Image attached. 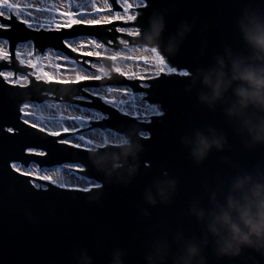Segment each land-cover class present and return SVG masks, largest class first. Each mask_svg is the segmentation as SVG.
<instances>
[{
    "label": "water",
    "instance_id": "water-1",
    "mask_svg": "<svg viewBox=\"0 0 264 264\" xmlns=\"http://www.w3.org/2000/svg\"><path fill=\"white\" fill-rule=\"evenodd\" d=\"M147 3L149 7L140 9L142 15L138 17L136 23L146 27L148 15L153 9L161 12L170 10L167 15L165 38L176 31L177 25L182 20L191 22L193 18H198V24L209 22L207 33L202 36L198 30H194L187 37L179 56L174 60H168L171 66L189 70L197 66L193 57L198 54L204 37L211 42L208 50L209 58L223 42H230L234 46L237 44L235 20L247 0H147ZM114 8L118 9L119 6L114 5ZM216 20L222 25L219 30L213 26ZM114 23L122 24L120 21ZM104 27H112V25ZM88 34V32L79 33V35ZM58 35L59 33H33L18 24H15L13 33L18 41L26 38L33 40L38 47L45 49L52 47L54 50L60 46V41L56 38ZM113 35L123 37L124 34L101 33L104 39ZM128 39L133 43L131 39L134 38L128 37ZM113 47L122 46L114 43ZM72 55L77 56L76 53ZM85 58L96 60L95 57H83ZM103 63L107 66L111 61L105 60ZM14 67L19 72L28 71L18 65ZM138 81H129L113 73L112 81L84 83L99 86L119 82L131 85L134 91L148 92L149 102L160 103L159 106L166 113L163 117H151V123H139L131 117H124L118 114L115 108L104 105L96 97H90L91 104L74 99L68 100L70 103L100 109L109 115V119L101 121L100 124L119 130L120 133L133 126L149 133L150 139L142 138L145 151L141 157L139 174L127 186L115 181L105 184L102 198L98 203L89 201V196L96 189L92 193H77L59 189L42 181L36 182L43 184L44 187L36 189L31 186L27 178L19 176L7 167V162L12 163L13 158L21 155L25 147L45 150L47 141L59 138L48 137L46 133H39L23 125L19 113L22 103L30 102L34 98L44 99L43 91L49 86L36 85L29 92L27 89L0 85V264H70L73 251L81 248L89 250L95 264H108L111 252L116 248L128 251L126 264H143L145 242L151 240L152 236L164 226L165 221L173 226L180 222L181 210L198 190L200 181L206 175L214 174L220 167V155H230L234 160L246 165L264 159V148L251 153L243 152L220 114L211 113L201 107L195 92L191 94L185 92L188 78L162 76L159 82L147 81L153 85L151 89L139 88ZM56 87L57 97L87 95L77 91L79 85ZM65 89L70 90V95L63 94ZM209 124L224 128L233 151L223 154L213 152L204 165L196 168L180 142L181 137L195 128H203ZM8 127H20L25 131L21 135L13 136L2 131ZM48 146L58 149L66 147ZM73 151L82 152V156L75 161L83 163L84 158H87L88 170L85 175L104 183L103 177L89 165V153H84L83 150ZM65 156L66 153L57 152L54 160L64 162ZM48 159L49 157L30 158L36 161ZM42 166L53 165L49 163ZM163 173L178 178L180 194L171 207L158 205L150 208L151 218L145 220L141 217V210L148 207L143 200L144 190L150 187L154 180L162 179ZM183 223L189 231L198 230L194 222L189 223L185 219ZM97 244L100 245L99 250ZM252 258L258 264H264V258L250 250H246L241 259L226 264H253Z\"/></svg>",
    "mask_w": 264,
    "mask_h": 264
},
{
    "label": "clouds",
    "instance_id": "clouds-1",
    "mask_svg": "<svg viewBox=\"0 0 264 264\" xmlns=\"http://www.w3.org/2000/svg\"><path fill=\"white\" fill-rule=\"evenodd\" d=\"M169 11H151L146 27H140V34L133 39V46L140 50L135 54L151 55V49H156L166 60H174L194 30L202 36L209 31V22L198 24V18H193L191 22L180 21L176 31L165 38ZM213 26L219 30L222 25L216 20ZM234 27L237 44L223 42L210 58L211 42L207 37L201 40L199 52L193 57L197 66L187 70L184 90L195 92L201 107L219 113L241 150L251 153L264 148V0H247ZM144 49L149 51L145 53ZM63 94L70 95V90H63ZM144 135L133 126L107 142L99 133L92 137L94 147L88 163L104 183L89 196L90 202L101 200L105 184L132 183L140 171ZM180 142L196 168L204 165L213 152L233 151L228 133L215 124L193 129ZM162 175L144 190L148 207L141 210V217L145 220L151 218L150 208L171 207L180 194L178 178ZM180 217L175 226L165 221L145 242L143 264H226L241 259L246 250L264 258V159L246 165L230 155H220V167L200 181ZM185 219L194 222L198 230L189 231ZM128 255L126 249L116 248L108 264H126ZM70 264H95V260L87 248H81L73 251Z\"/></svg>",
    "mask_w": 264,
    "mask_h": 264
},
{
    "label": "snow or ice",
    "instance_id": "snow-or-ice-1",
    "mask_svg": "<svg viewBox=\"0 0 264 264\" xmlns=\"http://www.w3.org/2000/svg\"><path fill=\"white\" fill-rule=\"evenodd\" d=\"M102 7L97 0H0V85L32 91L33 86H49L43 91L44 99L34 98L24 102L19 107L23 125L35 129L39 133H46L48 137L59 139L46 142L45 150L25 147L22 154L13 158L7 167L19 176L27 178L33 188L41 189L46 182L59 189L92 193L100 187L96 179L85 175L88 170L87 158L85 162H75L82 156L83 150L89 153L94 147L92 137L99 133L107 142L109 138L120 135L119 130L100 124L109 119V115L91 107H82L78 103L68 100L87 102L90 97H96L104 105L115 108L118 114L131 117L139 123H151L150 117H163L166 113L161 106L149 102L148 92L134 91L131 85H121L114 82L106 86H94L87 81H112L113 73L129 81H160L162 76H177L187 78V70H178L171 66L156 49H151V55L139 52L127 37L140 34L138 17L142 15L140 9H147V0H102ZM114 5L119 8L115 9ZM4 21H9L5 23ZM120 21L117 25L114 22ZM33 33H59L56 37L60 41L58 49L38 47L33 40L26 38L19 41L14 38L15 24ZM112 25V27H104ZM136 29V31H132ZM88 32V35H79ZM95 34H92V33ZM121 33L123 37L110 36L104 39L101 33ZM114 43L122 48L113 47ZM70 50V51H69ZM149 50L144 49L147 53ZM76 53L77 56H73ZM83 57H95V62ZM111 61V67L102 61ZM131 61L136 68L144 65L143 72L127 70L118 62ZM27 69L19 72L16 67ZM94 70V71H93ZM57 85H79L77 91L87 95H77L66 98L57 97ZM142 89H151V83L138 85ZM116 94V95H114ZM119 97V98H118ZM13 136L21 135L25 129L8 127L2 129ZM144 139H150L144 132ZM29 135H34L30 134ZM48 145H63V149ZM57 152L66 153L64 162H55ZM32 157H49L48 160H30ZM52 163V167H42Z\"/></svg>",
    "mask_w": 264,
    "mask_h": 264
},
{
    "label": "bare ground",
    "instance_id": "bare-ground-1",
    "mask_svg": "<svg viewBox=\"0 0 264 264\" xmlns=\"http://www.w3.org/2000/svg\"><path fill=\"white\" fill-rule=\"evenodd\" d=\"M52 1H54L55 3H58V2H59V0H52ZM97 2L99 3V6H100V7L103 6V5H102V0H97ZM119 64H120L121 67H125L126 70H127V68H128L129 65H131V70H133V71H140V72H143V68H144V65H143L142 63H141L140 68H136L135 64H134L133 62H131V61H125V62L122 63V65H121V62H119ZM178 70H185V68H178ZM147 83H148V82H147ZM145 92H146V91H145ZM114 95H116V94H114ZM118 98H119V97H118Z\"/></svg>",
    "mask_w": 264,
    "mask_h": 264
},
{
    "label": "rangeland",
    "instance_id": "rangeland-1",
    "mask_svg": "<svg viewBox=\"0 0 264 264\" xmlns=\"http://www.w3.org/2000/svg\"><path fill=\"white\" fill-rule=\"evenodd\" d=\"M53 3H55L54 1H52ZM109 2L111 3V0H109ZM98 6H99V3H98ZM138 11H140V10H138ZM142 12V11H141ZM117 25H119V24H117ZM118 37H122V36H120V35H118ZM128 38V37H127ZM131 41L133 42V39H131ZM130 44H133V43H130ZM122 46V45H121ZM123 47V46H122ZM121 47V48H122ZM83 59V58H82ZM85 59H89V58H85ZM93 61L95 62V60L93 59ZM103 62V61H102ZM112 63V62H111ZM119 63V62H118ZM170 63V62H169ZM170 65H171V63H170ZM173 66V65H172ZM186 69V68H185ZM187 70V69H186ZM94 71V70H93ZM145 82H147V81H138V84H141V83H145ZM111 84V83H110ZM106 85H108V84H105V85H103V84H101V85H99V86H106ZM121 85H129V84H121ZM96 86H98V85H96ZM137 92H139V91H137ZM91 99V101H92V98H90ZM152 103H156L158 106L160 105L158 102H152ZM79 104V103H78ZM82 107H89V106H86V105H83V104H80ZM91 108H93L94 110H99V111H101L100 109H98V108H95V107H91ZM161 110L163 111V109L161 108ZM105 114V113H104ZM107 115V114H106ZM150 119H151V117H150ZM144 132H146V131H144ZM148 135H149V133L148 132H146ZM75 162H80V161H75ZM42 167H49V168H51L52 166H42Z\"/></svg>",
    "mask_w": 264,
    "mask_h": 264
}]
</instances>
